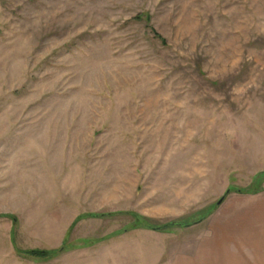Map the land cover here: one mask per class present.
Instances as JSON below:
<instances>
[{
	"label": "rangeland",
	"instance_id": "obj_1",
	"mask_svg": "<svg viewBox=\"0 0 264 264\" xmlns=\"http://www.w3.org/2000/svg\"><path fill=\"white\" fill-rule=\"evenodd\" d=\"M262 189L264 0H0V264H189Z\"/></svg>",
	"mask_w": 264,
	"mask_h": 264
},
{
	"label": "crops",
	"instance_id": "obj_2",
	"mask_svg": "<svg viewBox=\"0 0 264 264\" xmlns=\"http://www.w3.org/2000/svg\"><path fill=\"white\" fill-rule=\"evenodd\" d=\"M226 205L210 217L216 227L200 239L189 264H264V189L232 193Z\"/></svg>",
	"mask_w": 264,
	"mask_h": 264
},
{
	"label": "trees",
	"instance_id": "obj_3",
	"mask_svg": "<svg viewBox=\"0 0 264 264\" xmlns=\"http://www.w3.org/2000/svg\"><path fill=\"white\" fill-rule=\"evenodd\" d=\"M258 192H260V190H249V191L248 190H245V191L237 190L236 191V193H238V194H257ZM229 194H231V190H228L225 193V196L222 199L224 200ZM3 217L12 218L11 216H0V218H3ZM93 217L103 218V217H106V215H94ZM143 226H144L145 229H151V230L160 232V231H163V230H165L167 228H170V227H187L188 225L169 224L167 226L160 227V228H153V227H150V226H147V225H143ZM64 249L65 248L61 247L57 251L31 250V251H26V252H22V251L16 249V252L19 255H24L26 257H30V258H33V259L45 260V259H48L52 254L53 255L59 254Z\"/></svg>",
	"mask_w": 264,
	"mask_h": 264
},
{
	"label": "water",
	"instance_id": "obj_4",
	"mask_svg": "<svg viewBox=\"0 0 264 264\" xmlns=\"http://www.w3.org/2000/svg\"><path fill=\"white\" fill-rule=\"evenodd\" d=\"M222 202H223V199H221V200L218 202V204H219V205H221V204H222Z\"/></svg>",
	"mask_w": 264,
	"mask_h": 264
}]
</instances>
